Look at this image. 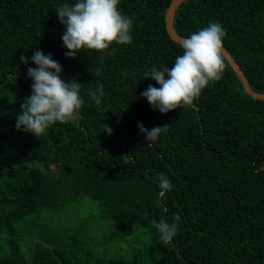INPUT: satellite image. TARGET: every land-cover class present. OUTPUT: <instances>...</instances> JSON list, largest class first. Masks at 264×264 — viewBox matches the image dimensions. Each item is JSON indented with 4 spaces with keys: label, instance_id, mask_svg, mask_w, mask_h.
<instances>
[{
    "label": "trees",
    "instance_id": "obj_1",
    "mask_svg": "<svg viewBox=\"0 0 264 264\" xmlns=\"http://www.w3.org/2000/svg\"><path fill=\"white\" fill-rule=\"evenodd\" d=\"M64 2L71 0H0V144L18 146L23 160L41 165L0 158V264H104L103 257L91 262L79 226L45 223L69 215L72 201L83 199L115 221L104 244L136 225L147 228L149 264H264V100L245 92L223 57L222 78L192 104L153 110L140 93L156 81L144 73L171 67L183 53L166 29L171 0H120L134 18L132 42L82 49L75 57L64 54L55 12ZM211 20L225 27L223 46L250 87L264 92V0H184L173 25L187 36ZM37 49L52 53L65 80L83 84L86 101L78 119L57 122L39 137L15 127L32 83L19 57ZM98 84L101 106L88 95ZM138 122L167 127L146 142ZM160 174L171 189L160 188ZM175 214L178 232L163 242L151 221ZM24 237L32 239L27 252ZM133 258H140L138 250Z\"/></svg>",
    "mask_w": 264,
    "mask_h": 264
},
{
    "label": "clouds",
    "instance_id": "obj_2",
    "mask_svg": "<svg viewBox=\"0 0 264 264\" xmlns=\"http://www.w3.org/2000/svg\"><path fill=\"white\" fill-rule=\"evenodd\" d=\"M119 4L120 0H71L58 5L55 12L59 23L64 26L61 39L66 49L65 56L75 57L82 49H109L113 42L131 43L134 18L122 12ZM225 35V27L211 20L185 36L179 45L183 53L175 57L171 67L153 66L144 73L145 79L151 77L158 86L149 83L140 95L153 110L161 113L192 104L211 81L222 78ZM19 63L27 66L26 79H31L32 83L31 94L16 114L17 130L39 137L57 122L80 117V110L86 102L81 94L83 84L76 78L65 80L62 65L52 53L37 49L30 57L21 54ZM88 95L97 106L103 105L105 92L102 84L89 89ZM137 126L146 142L158 140L167 127L153 126L149 129L143 122H138ZM104 131L111 134V126L105 123ZM158 183L163 190L173 187L166 174H160ZM180 219L175 214L172 221L161 218L151 223L159 239L169 242L178 232Z\"/></svg>",
    "mask_w": 264,
    "mask_h": 264
},
{
    "label": "rangeland",
    "instance_id": "obj_3",
    "mask_svg": "<svg viewBox=\"0 0 264 264\" xmlns=\"http://www.w3.org/2000/svg\"><path fill=\"white\" fill-rule=\"evenodd\" d=\"M18 146L3 142L0 144V158L6 159L14 164L38 165L33 160H23L19 155ZM71 213L67 216L54 215L47 219L45 223L52 222L59 229L67 223H74L81 229L84 249L92 252L91 262L97 257L106 259L104 264H149L146 257V248L150 241L149 231L147 228L134 226L132 234L126 237H117L114 241L102 243L104 238L109 234L115 225V221L105 218L98 213L95 203L89 199H83L81 202L72 201L69 206ZM29 237L21 238L20 247L27 252L31 245ZM139 251L140 258L134 259L133 256Z\"/></svg>",
    "mask_w": 264,
    "mask_h": 264
},
{
    "label": "water",
    "instance_id": "obj_4",
    "mask_svg": "<svg viewBox=\"0 0 264 264\" xmlns=\"http://www.w3.org/2000/svg\"><path fill=\"white\" fill-rule=\"evenodd\" d=\"M184 0H171L170 4L168 5L166 12H165V23H166V29L169 34V36L176 42L180 44V41L185 37L181 36L176 33L173 25L174 21V15L176 8L180 3H182ZM223 57L227 60L229 65L232 67V69L235 71L237 77L241 81L243 88L247 94H249L251 97L255 99H262L264 100V92H258L253 90L250 85L249 81L244 74L243 70L239 66V64L235 61L233 56L230 54V52L223 46Z\"/></svg>",
    "mask_w": 264,
    "mask_h": 264
}]
</instances>
